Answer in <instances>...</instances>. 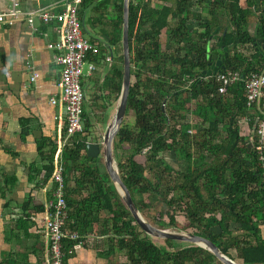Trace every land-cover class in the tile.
<instances>
[{
    "label": "trees",
    "instance_id": "1",
    "mask_svg": "<svg viewBox=\"0 0 264 264\" xmlns=\"http://www.w3.org/2000/svg\"><path fill=\"white\" fill-rule=\"evenodd\" d=\"M121 3L81 0L77 10L82 33L86 31L85 21L98 25L93 33L101 39H86L97 52L87 53L83 61H99L105 66L94 80L92 97L100 101L102 110L116 101L120 89ZM251 14L255 17L252 32L246 28ZM216 26L221 47H227L226 57L220 69L199 80V72L208 68L207 56L215 59L222 55L210 36ZM127 38L129 87L111 146L119 178L134 206L161 229L175 227V216L180 214L183 229L209 240L236 263L264 264L260 234L264 226V183L259 176L254 135H241L238 126V121L245 119L252 129L254 114L244 104L241 80L226 86L222 94L216 93L214 81L220 71L239 70L245 75L262 69L264 0H128ZM239 47L250 52L245 54ZM127 114L131 116L128 123L123 121ZM81 116L84 118L83 108ZM19 121L23 138L28 134L29 120ZM90 125L84 119L82 132L71 136L61 148L64 126L57 143L53 138H38L39 161L28 165L27 180L41 177L42 185L50 177L54 156L60 152L65 202L61 264H66L74 245L92 234L105 237L106 256L120 254L122 261L116 264H221L197 245L186 242L178 247V241L161 238L157 244L139 229L104 167L99 169L98 156H86ZM3 150L15 155L8 148ZM165 154L175 168L164 160ZM15 181L13 173L0 169V198L10 192ZM54 188L51 181L49 199ZM11 201L6 198L3 208L9 210ZM18 208L19 215L10 219L12 226L7 228L8 241L27 235L28 209L43 211L42 205L32 206L28 197ZM72 232L76 239L68 237ZM0 264L43 261L30 263L26 252L9 250Z\"/></svg>",
    "mask_w": 264,
    "mask_h": 264
},
{
    "label": "crops",
    "instance_id": "2",
    "mask_svg": "<svg viewBox=\"0 0 264 264\" xmlns=\"http://www.w3.org/2000/svg\"><path fill=\"white\" fill-rule=\"evenodd\" d=\"M6 2L0 0V10L5 9ZM60 5L61 0H20V9L25 11L42 8L55 11ZM57 41L56 24H43L36 17L31 27L24 19L11 25L0 24V169L16 177L10 192L0 198V262L9 250L17 254L26 252L30 263L42 260V213L27 210L28 233L19 240L8 241L7 228L12 226L10 219L19 215L18 205L27 197L32 206H43L49 200L50 179L41 185V177L28 181L27 173L28 165L39 161L36 140L48 137L57 143L64 126L62 104L57 101L59 66L53 60V50L46 47ZM33 73L37 77L29 81ZM52 97L55 98L53 104L49 101ZM20 118L29 120L28 134L23 138L19 135ZM4 148L14 151L15 155L10 156ZM6 198L12 200L9 210L3 208ZM260 234L264 240V226ZM119 261L122 259L118 252L106 256L105 237L92 234L84 237L81 244L74 245L66 264H116Z\"/></svg>",
    "mask_w": 264,
    "mask_h": 264
},
{
    "label": "built area",
    "instance_id": "3",
    "mask_svg": "<svg viewBox=\"0 0 264 264\" xmlns=\"http://www.w3.org/2000/svg\"><path fill=\"white\" fill-rule=\"evenodd\" d=\"M81 0H61V5L55 11L46 8L37 10L20 9V0H7L4 10H0V24L11 25L17 20L24 19L31 27L32 19L38 18L41 23H55L58 41L48 43L46 47L53 50V60L58 65V95L57 101L62 104L65 133L60 143V148L74 134L82 132V101L84 94L80 84L81 65L87 53L95 54L96 46L88 42L82 35L77 10ZM109 57H106L108 60ZM94 70L92 63L87 64L88 76ZM37 77L36 73L29 76V81ZM241 80L244 89V104L252 109L254 123L250 133L254 135V150L260 164V179L264 183V65L258 72L240 74L239 70H224L215 74L217 83L216 93L222 94L226 86ZM50 103L55 98H50ZM244 120L247 125V120ZM248 126V125H247ZM60 152L53 158V169L50 181L55 184L52 198L43 204L41 237L43 243V264H61L63 252L61 240L64 234L61 224L65 217V202L61 175ZM76 239L77 234L68 235ZM81 242H78L80 244Z\"/></svg>",
    "mask_w": 264,
    "mask_h": 264
},
{
    "label": "water",
    "instance_id": "4",
    "mask_svg": "<svg viewBox=\"0 0 264 264\" xmlns=\"http://www.w3.org/2000/svg\"><path fill=\"white\" fill-rule=\"evenodd\" d=\"M121 11H122V23H121V36H120V47H121V83L119 94L116 99L115 108L113 114L110 116V119L105 124L103 132L99 133L98 129L96 131V140L95 141H87L85 143V153L88 157H97L99 154L102 158L103 167L111 180L116 192L119 194L121 201L129 211L130 215L135 220L139 229L144 232L147 236L153 238H161V239H171L176 241L188 242L194 245H197L205 250H207L210 254H212L221 264H238L234 260L228 258L226 255L222 254L216 246L211 243L209 240L190 234L185 231H169L167 229L157 228L147 222L140 214V212L134 206L130 195L119 178L116 163L114 161V157L112 154V139L116 134L121 119L125 110L126 97L129 87V51H128V38H127V13H128V0H122L121 3ZM218 30V26H216L210 36L211 39L215 42V46L221 48L222 55L217 56V58L208 63V68L201 70L198 74L199 80L204 77L210 76L214 74L217 69L221 68V62L226 57L227 47H221L222 37L217 38L216 31ZM224 29L222 31V35L224 34ZM256 42L259 44L260 39H257ZM264 48L263 45H260V50ZM217 54L215 50L213 52ZM164 102V100H163Z\"/></svg>",
    "mask_w": 264,
    "mask_h": 264
},
{
    "label": "rangeland",
    "instance_id": "5",
    "mask_svg": "<svg viewBox=\"0 0 264 264\" xmlns=\"http://www.w3.org/2000/svg\"><path fill=\"white\" fill-rule=\"evenodd\" d=\"M192 10H197V8L192 7ZM248 25L246 26V28L248 30H250L252 32L253 30V25L255 23V17L254 14H251L248 17ZM225 22L222 21V24H224ZM84 27L86 29L85 32H83V37L85 39H88L89 36H99L100 35L98 33H95L96 35H94V30H96L98 28L97 24H90L87 21H85L84 23ZM101 39V38H100ZM162 39L164 40V37H162ZM239 49L241 51H243L244 53L249 51V48L247 47H239ZM94 65V70L91 72V76H85V73L87 72V62L84 61L81 65V87H82V91L84 94V99L82 101V108H83V112H84V118H82L83 120H87V122L89 124H91L87 129H88V135H87V139L91 140V141H95L96 140V131L98 129L99 133L103 132L104 126L105 124L108 122V120L110 119V116L113 114L114 108H115V104L116 101L113 102L111 104V106L109 108H106L105 110H102L99 103V100H94L93 94H95V79L96 77H98L101 73L102 70L104 69V64L100 63L99 61H94L93 62ZM104 115V116H103ZM106 120V122L103 124L102 119ZM191 118V116L189 117ZM83 120H81V123H83ZM124 122L128 123L131 121V116L130 115H125ZM238 126H239V131L241 135H248L250 133V128L245 124L244 120H239L238 121ZM98 167L100 170H102V158L101 155H98ZM138 160L141 159V157H137ZM164 160L169 163L170 166H172L173 168H175V164L171 161V158L165 154L164 155ZM163 208V207H162ZM157 210V208H156ZM141 214V213H140ZM141 216L148 222V216L146 214H141ZM175 221H176V226L175 227H170V228H166L169 231H185L187 232L185 229H183L184 226V219L180 214H177L175 216ZM152 225V224H151ZM189 230V229H188ZM154 242H156L157 244H161V240H159V238H152ZM186 242L183 241H178L176 243V246H183L185 245ZM122 259V258H121Z\"/></svg>",
    "mask_w": 264,
    "mask_h": 264
},
{
    "label": "flooded vegetation",
    "instance_id": "6",
    "mask_svg": "<svg viewBox=\"0 0 264 264\" xmlns=\"http://www.w3.org/2000/svg\"><path fill=\"white\" fill-rule=\"evenodd\" d=\"M214 51H215V50H212V53H213ZM213 54H214V53H213ZM214 55H216V54H214ZM215 59H216V58H215ZM215 59H211V55H208V56H207L206 64L213 62Z\"/></svg>",
    "mask_w": 264,
    "mask_h": 264
}]
</instances>
